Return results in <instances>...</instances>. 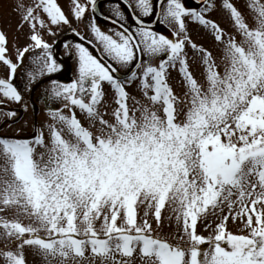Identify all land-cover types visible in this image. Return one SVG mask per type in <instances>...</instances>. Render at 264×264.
Wrapping results in <instances>:
<instances>
[{
    "label": "snow or ice",
    "instance_id": "6c2138e0",
    "mask_svg": "<svg viewBox=\"0 0 264 264\" xmlns=\"http://www.w3.org/2000/svg\"><path fill=\"white\" fill-rule=\"evenodd\" d=\"M106 2L16 0L25 42L0 28V105L61 70L45 34L78 37L39 129L0 135V264H264V0Z\"/></svg>",
    "mask_w": 264,
    "mask_h": 264
},
{
    "label": "rangeland",
    "instance_id": "374dc122",
    "mask_svg": "<svg viewBox=\"0 0 264 264\" xmlns=\"http://www.w3.org/2000/svg\"><path fill=\"white\" fill-rule=\"evenodd\" d=\"M29 2L30 0H24V3L26 4ZM58 2L63 8V10L66 13H69L70 0H58ZM216 2L217 4H219V0H216ZM235 2L237 3L239 7L243 8L245 0H235ZM15 3H16V0H0V28H3L8 33L10 44H13L14 41L15 43L23 44L25 42L26 34L28 33V27L27 25H25L23 28L17 30L18 16H17L16 11H14ZM209 15L211 16L212 19L217 20L221 24V26L225 27L228 31L232 30L229 27L226 15L223 12H221L219 8H217L216 11L209 13ZM69 19L72 20V25H71L72 28L74 27L75 29H77L82 35H85V36L88 35L87 31L85 30L84 23L76 22L71 15H69ZM67 28H68L67 26H63V28L60 31H56V33L62 34ZM188 28H189V31L193 39L197 43L203 44L205 47L212 50L214 54L217 53L218 51L217 46L214 44L211 36L206 34L203 31V29L199 28L196 24L192 22H189ZM55 37L56 36L48 35V34L44 35V39L50 44H52V41L55 39ZM69 42H73V39L69 40ZM64 43L66 42H63L61 47L56 48V51H57L56 53L59 52L61 56L63 55L67 57V54H65L64 47H63ZM27 55L29 54H26V56ZM13 59H14V56H13ZM68 59L71 60L70 56L68 57ZM24 63L25 65H27L29 63V60L25 59ZM71 65H72V70L71 69L70 71L68 69L65 71L60 70L57 73L52 74V79H56L61 82H69L73 78L74 73H75V62H74L73 57L71 60ZM71 71H72V74H70ZM3 75H4L3 69L0 68V76H3ZM197 76L199 77V72H197ZM175 77H176V73L173 72L172 83L174 87H176ZM45 78L46 77H44L43 79ZM15 82L21 86V91H23V84H24L23 68L18 69ZM46 87H49V83L47 80H45L44 82H38L33 85L32 91L30 92L25 91L23 93L24 94L23 102L19 104L9 102L6 105H0V135H16L17 129H21V131L19 132V135H22V136L31 135L33 133V126H32L33 122L36 123V129L37 130L39 129V125L45 121V118L47 116L46 110L42 109V100H43L42 96H43V92ZM129 91L133 92L134 89L129 87ZM177 91H179L178 88H177ZM30 95H31L32 100L35 99L34 105L29 104L28 99ZM24 102H27L28 104L26 111L23 107ZM51 106L59 107L60 105L59 103H56V104H51ZM35 108H37L36 110L37 113L34 119V109ZM7 110H15L17 112V117L12 118L13 120H18L16 123H12V124L6 123L7 121H10L8 120V118H6L3 115V113ZM141 214H142V210H141ZM229 228L235 233L238 231L239 225L230 222ZM201 231H203L205 235H208V232L204 231L202 226H201ZM28 259H29V264H40L39 257H33L30 255Z\"/></svg>",
    "mask_w": 264,
    "mask_h": 264
},
{
    "label": "flooded vegetation",
    "instance_id": "af4514ba",
    "mask_svg": "<svg viewBox=\"0 0 264 264\" xmlns=\"http://www.w3.org/2000/svg\"><path fill=\"white\" fill-rule=\"evenodd\" d=\"M185 3L188 5V6H195V0H185ZM98 6H99V8H100V11H102V12H104L106 15L109 13V9H110V7H111V5L109 4V3H107L106 1H100V0H98ZM98 22L100 23V25L101 26H103V27H108V26H110V22L109 21H107V20H105V19H101L99 16H98ZM68 27V26H67ZM74 28V27H73ZM67 30H69V27L65 30V31H67ZM64 31V32H65ZM164 31L165 32H167V30L166 29H164ZM63 32V33H64ZM53 36H56L55 37V39L53 40V42L56 40V38L59 36V35H61V34H58V33H56V30L54 29V31H53ZM58 34V35H57ZM73 39V42L74 41H77V39L75 38V37H73V36H65V38H64V40H62V42L59 44V47H61V45H62V43L63 42H66V43H69V44H71L72 42H69V40H72ZM52 45H53V43H52ZM70 56V58H71V60H72V56L71 55H67V57H65V56H61L60 54H59V52L58 53H56V58H57V61L59 62V63H61L62 65L64 64L67 68H66V70L68 69L69 71H70V69L72 70V65H71V60L70 59H68V57ZM70 74H72V71L70 72ZM16 76H17V74H16ZM49 81V80H48ZM42 98H43V96H42ZM35 100V99H34ZM34 100H32L31 99V95H30V97H29V99H28V101H29V104H31V102L32 103H35L34 102ZM50 106H51V104H50ZM42 109H44V110H46V105H45V101H44V99L42 100Z\"/></svg>",
    "mask_w": 264,
    "mask_h": 264
},
{
    "label": "bare ground",
    "instance_id": "6f19581e",
    "mask_svg": "<svg viewBox=\"0 0 264 264\" xmlns=\"http://www.w3.org/2000/svg\"><path fill=\"white\" fill-rule=\"evenodd\" d=\"M66 68H67V67L63 64L61 69H62V70H66Z\"/></svg>",
    "mask_w": 264,
    "mask_h": 264
}]
</instances>
